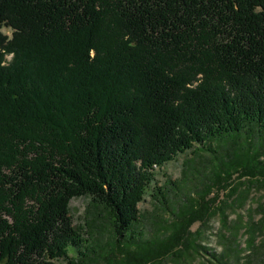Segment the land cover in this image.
<instances>
[{"label": "trees", "instance_id": "16d2710c", "mask_svg": "<svg viewBox=\"0 0 264 264\" xmlns=\"http://www.w3.org/2000/svg\"><path fill=\"white\" fill-rule=\"evenodd\" d=\"M3 27L0 264L182 254L188 227L210 215L203 196L182 193L202 203H181L170 230L134 228L146 191L164 198L156 169L187 152L212 163L196 196L227 190L231 175L264 178V0H0ZM80 197L90 213L75 227Z\"/></svg>", "mask_w": 264, "mask_h": 264}, {"label": "rangeland", "instance_id": "374dc122", "mask_svg": "<svg viewBox=\"0 0 264 264\" xmlns=\"http://www.w3.org/2000/svg\"><path fill=\"white\" fill-rule=\"evenodd\" d=\"M0 31L10 36L11 31L8 28H1ZM9 60V57H7ZM195 160V167L200 174L193 172L194 175L184 174L185 164L187 161ZM208 154H193L185 153L178 155L171 162L164 165L162 169H156L154 184L156 187L164 189V198L161 195L147 190L143 201L138 205L139 222L134 230L138 232L144 231L146 235L157 233L154 226L164 222V229L170 230V226L177 223L174 217L178 212L179 206L183 203L182 210H185V205H192L194 209H199L201 202H186V198L182 193L192 192L191 196L194 200L199 201L201 196L204 202L211 205L210 215L204 223L196 221L188 227L185 242L182 245V254L178 256H166L156 264H219L223 260L224 264H264V227L260 228V221L264 219V178L255 176L251 178H240L231 175L227 179L230 182L227 190L220 191L213 189L207 194L204 190L196 196L197 190L194 191V186H198L207 175V172L212 168ZM191 166V163H190ZM205 166V167H204ZM156 168V167H155ZM172 181L174 185L168 183ZM243 183V185H242ZM182 189V192H180ZM189 189V190H188ZM246 193L247 201L242 207H237L233 203L236 195L233 192ZM90 198L80 197L74 198L70 203V215L73 219L75 227H80L84 224L88 213H90ZM173 210V213H172ZM105 213L102 211V214ZM106 215V214H105ZM226 216V224L223 226L221 218ZM155 222L156 224H154ZM249 223L253 227V245L248 246L251 236L245 228L249 227ZM264 226V223H263ZM235 229L239 230L235 235ZM100 235V242L104 243L107 240L108 230L104 229ZM236 237V239L234 238ZM90 245V244H88ZM180 248V246L178 247ZM89 254L99 252L96 243H92ZM181 249V248H180ZM227 253L221 258L223 253ZM229 250V252H228ZM73 255V253H70ZM153 264V263H152Z\"/></svg>", "mask_w": 264, "mask_h": 264}]
</instances>
